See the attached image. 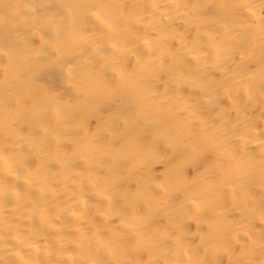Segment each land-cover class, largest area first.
Wrapping results in <instances>:
<instances>
[{"label":"bare ground","instance_id":"obj_1","mask_svg":"<svg viewBox=\"0 0 264 264\" xmlns=\"http://www.w3.org/2000/svg\"><path fill=\"white\" fill-rule=\"evenodd\" d=\"M0 264H264V0H0Z\"/></svg>","mask_w":264,"mask_h":264}]
</instances>
